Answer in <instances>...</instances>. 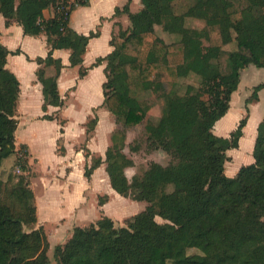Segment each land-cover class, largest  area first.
Segmentation results:
<instances>
[{
    "label": "trees",
    "instance_id": "obj_1",
    "mask_svg": "<svg viewBox=\"0 0 264 264\" xmlns=\"http://www.w3.org/2000/svg\"><path fill=\"white\" fill-rule=\"evenodd\" d=\"M130 1L116 11L127 14L129 26L113 35V51L93 64L106 63L102 106L111 112L116 124L130 128L142 123L149 110L148 104L133 93L132 81L160 92L164 105L159 124L164 126V132L159 138L149 137L148 145L170 154L173 161L167 166L154 161L143 175L134 176L129 182L125 169L134 162L123 150L126 131L114 129L104 161L110 184L124 196L133 190L134 199L150 205L125 219L122 225L102 214L95 223L74 227L67 241L56 247L55 262L47 254L49 243L44 230H25L38 218L30 181L20 177L9 190L21 202L20 211L3 200L0 192V264H264V118L257 128L254 161L242 165L233 177L226 173L228 151L239 147L248 111L228 136L214 132L217 121L229 112L242 70L249 65L264 68V0H243L247 5L239 19H234L237 12L230 9L241 0H190L181 15L175 13L172 0H141L142 7L135 12L130 9ZM52 3L53 0H1L0 6L6 24L15 20L23 25L27 35L48 36L51 48L47 56L35 59L37 81L43 85L44 110L49 105L64 104L58 87L64 65L54 58L53 50L69 49L70 63L79 66L83 77L87 73L83 66L86 47L100 33H76L69 25L70 16L57 14L46 19L44 10ZM168 3L170 12L161 13L159 10ZM187 18L204 21V27L186 32ZM160 19L172 20V32L180 37L181 56L175 73L182 77L198 75L202 91L209 98H201L192 85L184 94H176L168 92L163 82L150 79L152 65L158 66L160 58L167 62L169 53L161 36L151 39L155 21ZM216 30L219 37L210 44L208 62L202 63L203 40L211 39V31ZM233 41L237 50L229 53L230 71L224 74L213 60L221 55L223 45ZM9 54L0 41V165L19 151L16 132L21 84L7 67ZM48 67L54 68L52 75H47ZM263 88L264 82L254 86L256 99ZM44 118L54 119L52 115ZM98 120L97 115L89 119L87 138ZM20 147L26 149L27 156V146ZM92 160L85 168L87 178L103 162L101 158ZM199 161L203 162L200 170ZM21 167L28 171L27 158ZM3 183L0 178V189ZM107 199V195L100 197V205ZM157 215L169 222L159 223ZM241 233L243 239L236 241ZM191 248L200 252L189 254Z\"/></svg>",
    "mask_w": 264,
    "mask_h": 264
},
{
    "label": "crops",
    "instance_id": "obj_2",
    "mask_svg": "<svg viewBox=\"0 0 264 264\" xmlns=\"http://www.w3.org/2000/svg\"><path fill=\"white\" fill-rule=\"evenodd\" d=\"M128 2L129 0H90L86 5L79 6L72 11L69 25L76 33L88 35L90 32L97 30L100 33L98 36L91 38L86 47L83 66L87 69V73L83 77H80L79 66H72L70 63L71 53L69 49L56 48L53 50L54 58L60 59L64 65L58 79L59 92L64 99V104L61 107L49 105L47 110L43 109V85L37 81L36 70L38 64L35 59L39 56H47L51 48L48 42V36L44 33L37 36L27 35L21 23L12 20L10 24H6V18L0 12V41L10 51L7 67L16 74L21 84V92L17 105V118L19 123L16 132V144L27 143L30 145L28 142L30 138L29 134L35 138H42V131L40 129H36L29 122H25L22 125V119L20 117L24 112L28 114L32 110H35L34 108L38 102L41 107L40 111L32 119L34 121H42L44 127H49L53 130L50 133V138L49 136H45L42 140H39V143L43 142V140L52 139L50 142L51 147L52 144L56 145V149L53 152L54 158L51 157L52 161L49 158L46 161L44 156L36 154L39 157L40 163H42L41 168L44 172L46 171L45 173L41 171V174L48 173L47 175L49 176V183L46 184L45 188V193L49 196L46 207L44 206L46 205L45 200L41 199L39 201L35 190L32 188L36 199L38 226L39 224L45 225V221H52V219H58L63 224V220H66L68 217L72 219L73 215L76 218L74 223L76 224L75 227L85 226L87 221L84 222V216L88 214H94L95 216L94 220L91 221L92 223H95L96 219L98 220L102 214L111 217L118 225H122L125 220V217L121 214L110 212L112 201L114 199L116 200V193L113 188H110L107 194L100 196H108L104 204L100 205L99 203L100 198L97 196L96 177L101 169L106 171L105 163L95 169L90 178L85 176V168L86 165H91V155L100 153L103 156V160L105 159V151L109 145V133L112 134L117 127L111 112L102 106L104 102L103 83L106 80L104 73L106 63L104 62L97 66H93V64L99 57H105L113 51L114 47L110 42L113 35L129 26L127 14L116 12L118 9L122 10ZM141 7V0L130 1L131 11H138ZM159 11L163 14L169 13V7ZM44 17L46 19L54 17V11L51 6L44 10ZM18 50L19 52H17ZM252 66L256 67L254 65ZM53 72V67L47 68V75H52ZM262 90L264 88L260 90L258 98L253 103L251 102L252 115L254 108L257 107L255 105L261 101L263 96ZM95 111L98 113L99 120L95 129L90 132L89 138H87V123L90 118L95 116L91 115ZM38 113L44 114L38 118L39 116L36 117ZM45 115H52L54 119H46L44 118ZM252 115L248 118V123L244 128V134L239 141V147L228 151V153L237 150L239 152L242 149L243 140L247 138L246 132L248 128L251 123L255 124L256 131L254 136L247 138L249 148L246 149V153H251V157L244 164H249L254 161L252 152L258 125L264 118V111L255 122V118L253 119ZM32 119L31 123H33ZM112 119L115 125L113 128H111L112 126L110 127L111 131L106 134V137L101 136L100 125L102 120L111 122ZM235 128L236 125L234 124V127L230 131H226V129L220 131V133L225 134L220 136H228ZM217 135L219 134L217 133ZM81 139H87L85 147L90 151L89 157H86L85 147H76L77 142ZM74 140L75 142H73ZM27 144L22 145L28 146ZM58 144L59 146L62 145L61 151H58ZM30 149L32 150L31 146ZM241 166L242 164L238 166L234 165L229 170L226 168L227 175L233 177ZM54 179H57L59 182ZM106 181L109 184V176H106ZM88 185H90V188ZM64 190L67 192V196ZM91 194H95L94 200L90 203L88 199L86 202L85 197L87 195L91 196ZM87 210H90V213ZM88 222L90 223V221ZM73 228L71 231L69 230L66 239L71 236Z\"/></svg>",
    "mask_w": 264,
    "mask_h": 264
},
{
    "label": "rangeland",
    "instance_id": "obj_3",
    "mask_svg": "<svg viewBox=\"0 0 264 264\" xmlns=\"http://www.w3.org/2000/svg\"><path fill=\"white\" fill-rule=\"evenodd\" d=\"M253 3H259L260 0H251ZM173 3V9L175 13L177 14H183V12L187 9V6L191 3L190 0H172ZM166 8L169 7V12H170V5L165 4ZM164 5V6H165ZM247 3L246 1L244 2L243 0L241 1H235V5L230 9V10H235V13L233 15L234 19H239L241 16V10L244 6H246ZM163 6V7H164ZM186 26V32H189L191 28H203L204 27V21L199 20V19H193V18H187L185 22ZM155 34L151 35V39H153L154 36H161L165 42L168 44V56H167V62H165L164 59L160 58V60L157 62L158 66L152 65V74L150 76V79L153 81H161L165 84V88L168 92H173L176 94H184L188 88L189 85H192L196 88V92L201 93V98L207 99L209 98L207 93H205L203 90V85L201 83V78L196 75V74H191L189 76H179L175 73V68L177 65L180 63V48L181 44L179 42L180 37L172 32L174 28V22L170 19H160L155 21ZM211 39H204V52L203 55L201 56L202 63L208 62L210 55H211V50H210V44H212V40H216L217 37H219V32L216 31H211ZM180 47V48H179ZM237 50V43L236 41L227 43L223 45L221 48V55L213 60L215 63L217 62V65L219 67V71L221 73H229L230 68H229V62H228V55L231 51ZM264 81V68H257L253 67L252 65H249L245 67L240 76V84L238 89L232 94L231 97V107L229 109V112L222 118L220 119V123L218 126L214 127V132L216 134L218 133L219 135H225L220 133V131H230L233 127L234 124L237 126L239 121L241 120L242 117H244L247 114L249 116L252 115V104L250 101H255V96L253 94L254 91V86L257 85L260 82ZM133 93L140 96L144 102H146L149 106L148 114L144 121L136 126L130 127V128H124L121 124L117 123L118 130L125 129L126 131V141H125V147H124V152L128 155L133 160V165L125 169L126 176L129 180V182H132L134 176H141L145 173V171L149 168L150 164L152 162H158L163 166L169 165L172 161L173 158L170 154L166 153L165 151L161 149H151L150 146L148 145V138L153 137V138H159L162 133L164 132V126L159 124V119L162 116V108L164 105V98L160 97L161 93L157 92L153 89H147L145 86L144 88L141 86L140 83H136L132 81V86ZM263 91V96L261 98V101L255 105L257 107L254 108V112L252 115V118L254 122L259 118V116L263 113L264 111V90ZM260 92V91H259ZM259 92L257 95H259ZM253 95V96H252ZM252 101V103H253ZM40 105L36 104L35 110H32L30 113L24 114L21 117V124L23 125L25 122H29V124L34 125L36 129H40L42 131V138L41 137H33L31 134H29V139L28 142L30 145L27 143H19L17 144V147L19 149L18 154L16 156H12L9 159H6L1 163L0 165V178L6 183L2 185V188L0 189L1 191V196L3 200L7 201L9 204H13V207L17 210H21V202H17L15 200V196H11L9 194V190L11 191L14 186L18 184V181L20 177H23L24 179H29V183L31 188H33L36 192V196L38 200L40 201L41 199L45 200L47 206V199L49 196L45 193V188L46 184L49 183L48 179V173L46 174H41L45 173L44 170L41 168V164L39 161V156H44L46 158V161L49 160L52 161V158H54L53 152L56 149V145L52 144L51 147V140L52 139H47L43 140V142L39 143V140H42L45 136H50V133L53 132L52 129L49 127H44L42 121H34L32 117L40 111ZM44 113H38L36 115L39 116L40 118ZM97 111L92 113L91 115H97ZM114 118V116H113ZM31 119L32 122L31 123ZM115 120V119H114ZM236 122V123H235ZM114 121L112 119L111 122H107L105 120H102L101 125H100V133L101 136L106 137V134L111 131L110 127L113 128L114 126ZM249 126V125H248ZM247 126V127H248ZM228 129V130H227ZM40 131V132H41ZM256 128L255 124L252 123L250 127L248 128L246 132V137H253L255 134ZM39 132V133H40ZM228 133V132H227ZM111 135L109 133V145H111ZM245 138L243 140L241 150L237 151H230L228 154L231 157L227 163H226V168L229 170L232 166L236 165L238 166L239 164L244 165L245 162H248L247 160H250L251 153H246L247 148H249L248 145V139ZM76 139V138H75ZM87 139L79 140L77 142L76 147H85ZM75 142V140L73 141ZM22 144H27V148L29 149L28 155L26 156V149L24 147H20ZM30 146L32 150L30 149ZM59 146V144H58ZM61 146V148H59ZM58 147V151H61L62 145ZM51 147V148H50ZM107 147V148H108ZM246 151H244V150ZM85 150L86 147H85ZM34 151V152H33ZM88 151V150H87ZM107 151V149H106ZM106 151H105V158H106ZM31 152V154H30ZM249 152V151H248ZM37 154V155H36ZM86 154V152H85ZM52 157V158H51ZM91 163L93 162V158H101L102 163L98 167H101L105 163V159L103 160V156L99 154H94L93 156L91 155ZM26 158L30 160V168L28 169L27 172H24L22 170V165L25 163ZM21 161V162H20ZM239 161H241L239 163ZM16 162H18V165H16ZM243 162V163H242ZM89 165V164H88ZM86 165V166H88ZM106 165V163H105ZM97 167V168H98ZM95 168V169H97ZM197 168L200 170L203 168V162L199 161L197 164ZM94 169V170H95ZM93 170V171H94ZM48 171V170H47ZM106 176H109L108 173L101 169L97 173V196L100 198L101 195L107 194L108 190H110L111 184L106 181ZM59 178V177H58ZM55 180V179H54ZM59 182L57 179L55 180ZM110 181V180H109ZM48 186V185H47ZM90 188V185H88ZM66 193V196L68 195L67 192L64 190ZM116 200L114 199L112 201V208L110 209V212H117L118 214H121L124 219L130 218L141 211H144L149 207L150 203L146 201H139L134 199V192L133 190L130 191V194L127 196H124L122 194H119L116 192ZM114 193V194H115ZM95 195V194H94ZM94 195L91 194L87 195L85 197V201L89 199L90 203L92 200H94ZM96 198V200H98ZM74 202V199H73ZM59 210V209H58ZM74 210V209H71ZM88 213H90V210H87ZM83 216V215H82ZM94 214H88L87 216H84V222H86L85 226L90 225L92 220H94ZM76 218H67L66 220H63V224L58 220V219H52V221H45V225H40L38 226L37 223H33L31 225H26L25 230L26 231H31L34 228H42L46 234L49 247L47 250V254L49 258L51 259L52 262L56 261L55 257V249L58 245L64 244L67 241V235L69 230L71 231L72 227H75ZM156 220L159 223H166L169 222L166 218H164L161 215L156 216ZM90 221V223L88 222ZM97 221V219H96ZM88 223V224H87ZM81 224V223H80ZM123 224V223H122ZM46 226V227H45ZM68 230V231H66ZM73 231V230H72ZM236 241H240L243 239V233L239 234L236 236ZM200 251L196 248H191L188 250L189 254L192 253H199ZM174 264H184V262H177Z\"/></svg>",
    "mask_w": 264,
    "mask_h": 264
},
{
    "label": "built area",
    "instance_id": "obj_4",
    "mask_svg": "<svg viewBox=\"0 0 264 264\" xmlns=\"http://www.w3.org/2000/svg\"><path fill=\"white\" fill-rule=\"evenodd\" d=\"M90 0H53L51 8L54 16L57 14L70 16L72 11L79 6L86 5Z\"/></svg>",
    "mask_w": 264,
    "mask_h": 264
},
{
    "label": "bare ground",
    "instance_id": "obj_5",
    "mask_svg": "<svg viewBox=\"0 0 264 264\" xmlns=\"http://www.w3.org/2000/svg\"><path fill=\"white\" fill-rule=\"evenodd\" d=\"M219 123H220V121H219ZM219 123H217V124H216V126H218V125H219ZM251 125H252V123H251ZM240 162H241V161H239V163H240Z\"/></svg>",
    "mask_w": 264,
    "mask_h": 264
}]
</instances>
